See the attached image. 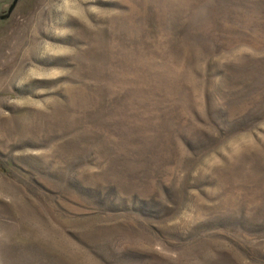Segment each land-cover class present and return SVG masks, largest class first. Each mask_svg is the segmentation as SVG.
Segmentation results:
<instances>
[{
  "label": "rangeland",
  "instance_id": "374dc122",
  "mask_svg": "<svg viewBox=\"0 0 264 264\" xmlns=\"http://www.w3.org/2000/svg\"><path fill=\"white\" fill-rule=\"evenodd\" d=\"M0 264H264V0H0Z\"/></svg>",
  "mask_w": 264,
  "mask_h": 264
}]
</instances>
